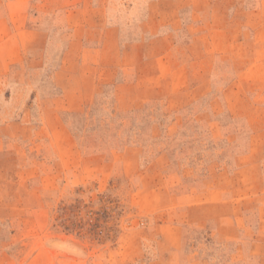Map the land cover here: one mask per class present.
<instances>
[{
  "label": "rangeland",
  "instance_id": "rangeland-1",
  "mask_svg": "<svg viewBox=\"0 0 264 264\" xmlns=\"http://www.w3.org/2000/svg\"><path fill=\"white\" fill-rule=\"evenodd\" d=\"M220 1L0 0V264H264V0Z\"/></svg>",
  "mask_w": 264,
  "mask_h": 264
},
{
  "label": "crops",
  "instance_id": "crops-1",
  "mask_svg": "<svg viewBox=\"0 0 264 264\" xmlns=\"http://www.w3.org/2000/svg\"><path fill=\"white\" fill-rule=\"evenodd\" d=\"M235 0H229V4L234 2ZM225 2L220 1V7L223 9ZM7 12V9L5 10ZM39 35V34H38ZM2 47L6 49V56H5V62L8 61V64L10 63H15L18 60V57L15 55L19 54L21 50V40L17 39L16 40V35L15 33H12V38L8 39L5 43H3Z\"/></svg>",
  "mask_w": 264,
  "mask_h": 264
},
{
  "label": "trees",
  "instance_id": "trees-1",
  "mask_svg": "<svg viewBox=\"0 0 264 264\" xmlns=\"http://www.w3.org/2000/svg\"><path fill=\"white\" fill-rule=\"evenodd\" d=\"M61 225L63 226V222H61Z\"/></svg>",
  "mask_w": 264,
  "mask_h": 264
}]
</instances>
